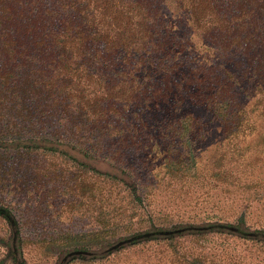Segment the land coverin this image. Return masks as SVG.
Masks as SVG:
<instances>
[{
	"label": "trees",
	"instance_id": "trees-1",
	"mask_svg": "<svg viewBox=\"0 0 264 264\" xmlns=\"http://www.w3.org/2000/svg\"><path fill=\"white\" fill-rule=\"evenodd\" d=\"M263 124L264 0H0V218L9 236L0 264L27 259L22 217L3 195L9 181L18 184L12 199L28 194L27 180L37 197L48 172L70 185L74 199L59 205L77 214V198L90 192L95 225L103 223L102 207L116 213L105 222L112 231L137 208L146 213L160 170L171 181L162 191L180 186V195L199 194L194 208L219 210L240 185L250 188L247 180L189 172L211 144L219 162L232 150L238 163L246 138ZM78 155L118 173L89 168ZM45 156L64 162L54 168ZM70 235L45 238L72 247L54 264H115L132 250L142 264H228L198 244L214 237L264 244V229H251L244 216L150 225L96 249V227L88 243Z\"/></svg>",
	"mask_w": 264,
	"mask_h": 264
},
{
	"label": "rangeland",
	"instance_id": "rangeland-1",
	"mask_svg": "<svg viewBox=\"0 0 264 264\" xmlns=\"http://www.w3.org/2000/svg\"><path fill=\"white\" fill-rule=\"evenodd\" d=\"M208 140L207 142L211 141L214 143L215 139L209 138ZM219 152L215 144L204 148L196 160V166L189 172V175L193 174L194 170H196L197 174H201V177L207 176L206 179H208V176L218 173L223 176L224 172V174L235 178L242 177L247 182H252L251 185L256 187H251L247 182L248 185L241 181L242 185L250 186V188L246 190V188H241L240 185L238 190L235 189V195L230 196V200L233 201L226 204L222 209L218 210L217 207L211 210L202 208L205 205L198 206L197 209L193 207V200L199 196L198 193L193 195L188 194L187 196L180 195L178 193L180 186L165 188V191H162L164 189L163 186L169 184L171 181L168 176L163 177L164 171L160 170L157 178H163V181L160 182L159 189L154 192L152 200L150 202L148 200V203H150L147 206L148 213L137 208L135 217L129 222L125 219L119 227H115V231H112L111 228L105 225V222L106 219L116 213L109 215L103 207L101 209L105 216L103 223L95 225L94 216L97 213L92 212L94 208L91 204L92 198L90 192L77 198V211H80L78 214L75 213V207L71 205L61 207L59 205L60 202L74 199V196L70 192V185L67 184L65 186L57 180H50L48 172L42 173L45 177L39 181L41 187L37 186L36 188V192H39V194L37 193V197L34 193L35 189L33 185L27 180L24 186L28 185V194L22 198L16 197L12 199V190L18 188V184H14V181L13 183L9 181L3 195L5 197L8 196L9 199L5 202L12 201L14 208L20 214L19 216L22 217V231L26 239L23 246L24 254L27 258L26 264H54L57 260L58 252L72 248L70 243H68L69 241L64 243H68L67 245H61L63 242L61 239L49 241L50 239H45L46 237L57 238V235H62L63 233L71 235L82 234L84 242L88 243L91 239V229L94 227L101 232V239L99 241L101 245L91 246L93 249L99 248L103 243L115 240L119 236L145 229L150 225L170 227L175 224L185 223L188 220L198 223L199 220L205 219V217L211 218L214 215L230 223H236L240 216H244L245 224L251 229H264V124L252 136L246 138L243 151H240L241 160L238 161V163L242 161L243 165L241 167H238V163L233 161V157L229 158L230 153L233 152L232 150L227 153V158L223 162L218 161ZM45 158L46 160L53 161L52 167L55 166L54 168H60L59 164L64 162L60 157L45 156ZM77 158L79 160L82 159L79 155ZM82 161L89 168L112 174L118 173L100 162L89 159H82ZM45 169L48 168L45 167ZM241 170L242 173H239ZM20 175L17 174V176ZM21 183L23 184L24 181H21ZM63 186L66 188H63ZM187 186L186 183L185 189H187ZM57 188H59L57 195L55 194V198L51 200L49 197L51 195L50 192L55 191ZM191 188L195 187L191 186ZM173 189L176 192H173ZM105 192L101 191V197L98 196L100 205H103ZM216 194H218L217 191L210 193V202L215 200ZM43 197L47 199L45 200L46 202L43 201ZM245 199L246 201L244 202H248V205L240 206L238 201ZM53 201L55 202L53 205L47 206V203ZM208 206H211V204ZM120 212L127 215L131 214L128 210L123 212V209ZM115 217L116 219L120 218L118 215ZM71 235L70 237L73 239L80 240V238ZM8 239V226L0 218V240L3 241V245L0 244V261H4L7 257V248L4 247V244H7ZM198 246H204L209 255L216 256L228 264H264L263 243L235 238L214 237L213 239L200 242ZM142 260L143 257L137 250L118 255L113 259L115 264H129L133 262L142 264Z\"/></svg>",
	"mask_w": 264,
	"mask_h": 264
},
{
	"label": "water",
	"instance_id": "water-1",
	"mask_svg": "<svg viewBox=\"0 0 264 264\" xmlns=\"http://www.w3.org/2000/svg\"><path fill=\"white\" fill-rule=\"evenodd\" d=\"M119 244V243H118Z\"/></svg>",
	"mask_w": 264,
	"mask_h": 264
}]
</instances>
